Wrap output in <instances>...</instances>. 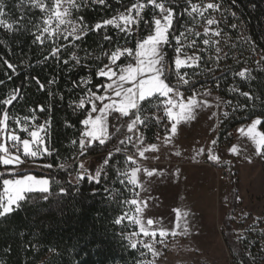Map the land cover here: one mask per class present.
I'll return each instance as SVG.
<instances>
[{
	"label": "snow or ice",
	"instance_id": "snow-or-ice-1",
	"mask_svg": "<svg viewBox=\"0 0 264 264\" xmlns=\"http://www.w3.org/2000/svg\"><path fill=\"white\" fill-rule=\"evenodd\" d=\"M32 7L39 9L44 15L41 17L42 23L33 25L36 32L32 33L35 36L33 43L39 42L43 45L46 42H51L50 55L44 57V61L49 60L51 57H56L57 61L60 60L62 49H80L81 45L76 41H83L90 31L99 33L101 29H105L102 38L104 41H112V37L107 34L108 26H112L120 33H123L124 45L117 44L115 49L102 50L99 55L93 57L92 53L85 51V55L80 57L75 51L70 53V60L74 61V67L79 66L82 60L94 58L101 60L107 57L108 62L104 63L102 67H98L93 75L101 79L100 83L88 88L86 95L79 99L75 104L76 109H85L86 105H90V109L86 111L85 118L81 123L84 125V130L78 141L73 139L72 145L75 146V154L71 155L59 165V168L66 172L68 175L65 178V184L60 186V192L68 195L72 189L79 194L80 185L85 181L89 183H101V176L105 182L108 181L109 162L112 159V151L107 150L104 155H100L97 149L100 145H105L106 141L111 139L108 130L109 120L112 118V128L115 133H119L122 128L127 129V133L136 135L135 147L136 153L128 154L125 158V164L131 162L136 165L138 154L139 157H144L148 151L156 152L159 150L158 145L151 144L143 148L140 146L144 144V134L139 126L148 127L152 122L157 124L161 123L163 117H167L170 122V127L166 124V135L164 143L172 142V138L177 135L178 126L181 123H189L197 119V116L206 112L208 109H215L212 111L208 119H215L223 123V119H228L230 113L221 111L222 107H233L231 101H222L219 97L212 94L211 89L207 91L193 90L188 88L190 94L185 95L181 91L184 86H190L195 81L192 77L202 74L200 55H189L185 49H196L197 40L192 39L189 41V35L199 38L201 36L207 37L203 39L204 45H209L215 48L216 55L209 56L208 61L213 62V67L221 59V54L227 57L223 49L218 45L223 41L227 44L231 37L227 34L222 35L223 29L219 27L222 21L231 16L235 22L230 25L233 30L239 31L240 39L249 44L253 52L256 51L255 44L246 35L244 28L240 24V18L235 11H232V6L235 5L236 0H231V4L225 6L226 0H209L204 3H192V0H186L188 7L180 8V0H135L130 6L125 7V11L119 12L110 19H105L102 22H97L94 25H89L82 15H76L84 7L89 4L106 5V0H28ZM121 0H117L120 3ZM175 5V7H173ZM203 5V6H201ZM4 2L0 0V26H4L9 32L14 30V23L19 27L16 31L26 28V25L16 21L9 23L2 17L5 16ZM151 9L150 19H146L143 13L146 9ZM211 10L212 12L220 13V18L208 15L205 13ZM187 15L188 19L193 22L192 27L187 26V21L184 23V31L174 29V21L177 25L180 24V17ZM195 14V15H194ZM199 17V19H197ZM23 16L20 17L22 21ZM201 20L205 22L203 33L195 30L196 26L200 24ZM143 23L148 34L146 36H139L140 26ZM216 25L213 29L211 26ZM179 31V35H176ZM136 37L135 46H127L131 40ZM213 37H220L221 39H213ZM63 40L66 43H61ZM3 43V41H0ZM102 47V46H101ZM171 49L173 55L168 57V50ZM200 51H207V49H200ZM121 57L126 58L125 64L118 63ZM261 60H264V53H260V60H257V65ZM63 63L68 64L69 60H64ZM174 63V67L172 66ZM4 64L10 69L13 74L17 73V66L8 60H4ZM84 67L89 65L84 64ZM182 68L200 69V72H181ZM204 68H207L205 63ZM213 69L209 68L208 71ZM243 79H253L247 68L236 73ZM12 77L9 76L10 80ZM173 78L175 83L173 82ZM91 78L80 81L85 85L91 84ZM40 89L43 90L45 85L36 80ZM55 83V80L49 81ZM3 84V81H0ZM219 85L217 84V87ZM234 91H239L234 89ZM240 96L246 98L249 102L247 105H236L233 107V112L237 108H244L247 110L249 107L255 110L258 106H264V98L255 95L251 92H240ZM20 96V89H13L5 99L0 100V184H2V192H0V218L6 217L14 211L21 208V202L30 199V193H41L42 199H47L48 194L53 191V181L50 178H37L32 174H25L24 169L20 165L29 162H35L36 159L44 160L39 167L44 169H51L53 163L45 160L46 156H53L56 149L48 142L50 135L49 128L50 122L45 121L42 125H37L35 120V109H30L33 112L31 117H20L18 115H11L9 108L13 102ZM63 99V97H61ZM39 111L44 112L45 107L40 106ZM163 112V117L160 113ZM93 113H97L93 117ZM9 121L12 123L10 124ZM264 121L257 117L252 119L251 123L239 127L238 131L242 137H247L248 140L254 145V155L264 159V131L258 130L259 126ZM71 127V125H68ZM218 126V125H217ZM19 132L27 134L22 138ZM159 139V136H157ZM118 144L115 140L109 145L115 152H123L124 149L119 145H127L133 141V136L124 135L123 138L116 137ZM98 141V144L94 143ZM211 144H217V140L213 139ZM229 152L234 156H243L249 163L252 162V156L248 154L247 148H241L238 145L230 147ZM180 155L179 152L175 153ZM205 155L203 147L196 150L192 159ZM83 157V159H80ZM206 160L214 163H220L221 159L213 148H209L206 155ZM118 163V161H117ZM230 163V162H229ZM11 166V167H9ZM107 169V170H106ZM143 171L147 177H152L155 169H148L143 166H136L132 168L121 169L115 168V178L121 185H125L128 191H134L139 187L144 192H150V188L142 183L138 173ZM123 177V179H121ZM132 185L133 188H127V185ZM105 193L109 192L108 187H104ZM122 193H114L108 197L110 201L116 203H124L128 205H136L134 215L129 217L126 212L124 215L114 218L115 225H121L122 221L129 219L130 223L139 227L138 232H132L124 235L128 240V247L133 250L146 249L147 252L139 251L140 257H145L148 253L153 257L152 260L139 259L135 264H156V258L160 257L162 253L157 250L156 244H165V239L169 234L176 236V231L169 233L168 229L161 226L159 220L143 219L144 209L148 208V198H140L138 192L134 193L131 200H117V196ZM190 211L176 210V228L181 230V234H188L189 216ZM260 218H258L259 220ZM182 221V223H181ZM156 227H152L153 225ZM151 240L145 241L138 239L140 235ZM123 235V234H122ZM159 235L160 240L157 241L156 237ZM165 246H167L165 244ZM255 257L250 251H245L244 258L237 261V264H252Z\"/></svg>",
	"mask_w": 264,
	"mask_h": 264
},
{
	"label": "trees",
	"instance_id": "trees-1",
	"mask_svg": "<svg viewBox=\"0 0 264 264\" xmlns=\"http://www.w3.org/2000/svg\"><path fill=\"white\" fill-rule=\"evenodd\" d=\"M208 1L204 0V2ZM3 2L11 18L10 23L20 21L26 25V28L16 31L19 25L14 23V30L9 32L0 26V41H3L0 43V81H3V84H0V100L5 99L13 89H20V96L8 109L10 114L31 117L33 112L30 109H35L37 125H42L45 121L50 122L48 142L57 151L53 156L45 157V160L53 163L51 169L39 167L33 172H25L37 177H47L53 181V191L48 194V198L46 200L40 198L42 194L38 192L30 193L28 194L30 199L22 201L20 209L0 218V264H135V261L139 259L149 260L148 254L145 257L139 255V251L146 252L145 249H140L139 246L138 250L131 249L128 247V240L124 238V235L137 231L136 225L126 219L121 225L113 223L114 218L126 212L129 213L132 210L131 205L108 199L114 193H122L117 196V200H131L137 192L136 188L134 191H128L125 185H121L115 178L116 167L121 169L130 167V162L125 164V158L126 155L134 152L133 145H121L124 151L112 154L109 162L111 171L107 182L103 175L100 184L89 183L85 178L80 185L79 194L74 188L68 195L60 192V186L65 184L68 174L61 170L59 165L66 159L71 163L69 157L75 154L76 150L71 141L73 139L78 141L81 136L84 130L81 121L85 118L86 111L90 109V105H86L85 109H76L75 104L86 95L88 88L100 83L103 78H98L93 73L98 67L108 62L107 57L101 60L90 58L82 60L81 65L74 67L75 62L70 60V53L75 51L78 56L83 57L87 51L94 57L102 50H108L110 45L114 50L117 44H125L122 38L123 33L108 26L106 32L112 37V41L109 42L102 38L105 29H101L99 33L90 31L84 36L82 42L76 41L81 45L80 49H62L59 53L61 57L59 61L56 57L44 61V57L50 55L51 42L48 41L43 45L39 42L33 43L35 36L32 34L36 32L33 25L42 23L41 17L44 14L32 7L27 0H3ZM134 2L135 0H121L120 3H117V0H106V5L89 4L79 13L74 12V16L82 15L89 25H94L125 11V7ZM192 3H201V0H192ZM229 4L231 0H226L225 6ZM185 7H188L186 0H180L178 11ZM232 11L237 13L240 24L255 44L256 51L253 52L249 44L240 39L239 31L230 27L235 19L226 13L227 19L221 22L220 27L224 34L231 37L232 45L229 47L227 57L220 59L213 67V62L207 59L209 56H215L212 50L201 51L200 64L203 72L192 77L195 83L182 87L181 91L190 94L189 87L193 90L212 87L224 101H231L234 107L249 103L246 98L240 96V92H251L264 98V68L255 65L256 55L264 53V0H236ZM150 13L149 8L143 15L146 19H150ZM21 16L24 17L22 21ZM185 21L188 27H192L193 22L185 14L180 17L179 25L174 21L173 28L184 31ZM179 31L175 34L179 35ZM147 34V29L141 23L138 35L146 36ZM135 40L136 37L127 46L134 47ZM60 42L66 43L63 40ZM172 55L169 49L168 57L171 58ZM66 59L69 60L68 64L63 63ZM4 60L15 64L18 74H13L4 64ZM118 63L125 64L126 58H121ZM205 63L207 68H204ZM84 64L89 67H84ZM172 66L174 67V63ZM246 67L250 68L253 79H243L236 75ZM209 68L213 70L208 71ZM185 71L191 74L201 70L189 68L181 72ZM9 76L12 77L10 80ZM89 77L91 84L80 83ZM36 80L45 85L43 90L40 89ZM52 80H55V83H49ZM173 82L175 83L174 78ZM40 106L45 107L44 112L39 111ZM2 107L3 105H0V108ZM233 107L226 106L225 111L230 115L228 119L221 117L223 123H219L218 141L221 145L226 144L230 133L237 127L250 124L252 119L257 117L264 121V106H258L255 110L250 107L247 110L237 108L235 112ZM259 129L264 131V123L259 126ZM141 131L144 134V144L149 145L157 144V136L163 135L162 127L155 122L150 123L148 127L142 126ZM124 132L126 128L115 133L105 145H100L97 152L100 155L105 154L107 150H110L109 145L112 141L117 142L116 137L121 138ZM44 162L39 159L37 164ZM232 181L230 208L223 221L227 233L223 234V240L231 256L232 264H237L239 259L244 258L246 250L253 254L255 260L252 264H256L263 257L262 237L259 234L250 233L249 237L237 238L231 233L238 198V183L234 177ZM104 187H108L109 192L105 193ZM127 188H133V186L129 184ZM0 192H2V184H0Z\"/></svg>",
	"mask_w": 264,
	"mask_h": 264
},
{
	"label": "rangeland",
	"instance_id": "rangeland-1",
	"mask_svg": "<svg viewBox=\"0 0 264 264\" xmlns=\"http://www.w3.org/2000/svg\"><path fill=\"white\" fill-rule=\"evenodd\" d=\"M4 12L5 16L2 18L10 23L11 18L8 12L5 10V7ZM208 15L215 16L217 19L220 18V13L212 12L211 10L205 13V16ZM197 19H199V17H197ZM205 26V22L201 20L200 24L196 26L195 30L203 33ZM211 27L215 29L217 26L213 25ZM222 35H224V33H222ZM205 38L207 37L201 36L199 38H196L192 35H189V41L192 39L197 40V48H186L185 51H187L189 55H200V49H207V51L205 52L212 50L213 54L216 55L214 47H210L209 45H204L202 43L203 39ZM213 39L219 40L221 38L213 37ZM231 45L232 42L229 39L227 44L222 41L218 46L223 49L224 53H228L229 47ZM223 58L224 55L221 54V59ZM255 58V61L260 60V54H257ZM255 65L259 68H264V60H261L259 65H257V63L255 62ZM246 68L250 72V68ZM186 69L182 68L181 71ZM208 89H211L213 96L219 97L222 101H224L221 98L220 94L212 87H205L199 89L198 91H207ZM225 109L226 106L222 107L221 111H225ZM212 111H215V109H208L206 112L198 115L197 119L194 121H191L189 123H181L178 126L177 135L172 138L171 143H164L166 134H161L157 141L158 148H163L166 146L165 148H172L175 149V151L178 150L181 156H183V154L185 155V161L189 163V165L186 167H189L190 170H192L191 182L193 183V186H191V196H189L187 194V191L184 190V194H179V192L182 190L181 187L180 189L179 187H177L176 189L175 187H171V174L167 175V173H165L166 177L163 176L162 181L158 182V176L147 177L146 173L142 171L138 173L141 182L145 183V186L150 188V192H144L139 187H136L137 192L140 194V198H148L149 196L151 197L150 199H148V208L144 209L143 219L145 221L147 219H153L154 221L159 220L161 222V226L167 228L169 233H171L172 231H176L177 233L176 236H172L171 234L168 235V237L165 239V244L167 246L160 243L156 244L157 250L162 253L160 257L156 258V264H232L231 256L223 240V234L227 233L225 227L223 226V221L230 208L233 177L238 183V198L234 211V225L231 233H233L237 238H241L242 236L234 233V231L237 232L239 230H245V232L259 234L264 240V159L254 155V145L250 140H248L247 137H242L241 134H238L234 137L233 142L230 144V146H227L226 144L221 145L218 141L220 121L215 119H208V116ZM92 115L93 117H95L97 113H93ZM160 115L163 117V114ZM108 120V130L110 133V137H112L115 132L112 128L111 116L108 117ZM9 123L11 124L12 122ZM169 123L170 122L168 118L163 117V120L161 121V123H159V125L163 130L166 124L170 127ZM244 126L246 125H243V127ZM139 127L141 130L142 126ZM258 130L260 129L258 128ZM17 131L22 138H25L27 136L26 133L19 132L18 129ZM124 135L133 136V141L127 144V146H134L136 143V135H133V133H127V129L121 138H123ZM213 139L217 140V144L214 146L211 144V141ZM96 143L99 142L96 141L94 145ZM116 143L118 144V141ZM147 145L149 144H142L140 147L143 148ZM234 145H238L241 148H247L248 154L252 156V162L249 163L246 159L243 158V156L232 155L229 152V149ZM120 146L121 145H119V147ZM201 147L205 149V155L196 157V159H192V156H194L196 150ZM210 147L213 148L215 153L220 156L221 159L220 163H206L209 164V166H211V168L213 169L216 175L215 180H217V182L221 183L223 186L222 190L225 194V201L220 205L222 210H224L225 215L221 220L219 219L218 215H216L215 211H212L210 213L209 211H204L205 203L203 201L204 196H202V194L205 191L203 190L204 188H201L196 184L197 180L201 181V179H205L209 181L211 179L207 178L208 174L206 176V173H208V167L203 165V158L206 157V152ZM134 148L135 149L133 153H136L137 149L135 146ZM110 150L112 151V154L117 153L111 148ZM151 154L152 153L148 151L145 153V156L143 158H152L153 156ZM135 158L137 159V164L133 165L130 162V167L128 168L136 166L147 167V164L142 157H139L137 154ZM38 160L39 159H36L34 163L29 162L20 165V168L24 169L25 172H33L39 168V165L37 164ZM170 166L171 165L165 166L166 172V168L169 169ZM202 175L205 177H202ZM200 181L197 183H200ZM208 205L211 208V204ZM131 207L132 210L128 213V216L131 217L134 215H138L135 213L136 205H131ZM176 210L190 211V232L188 234L182 235L181 230L176 228ZM258 218L260 219L258 220ZM126 220L130 222L129 219ZM255 220L258 221L257 225L253 223ZM253 225L254 227H252ZM136 227V232H138L139 227L137 225ZM152 227L155 228L156 225L154 224ZM137 238L144 239L146 242L151 240V237L145 238L142 234ZM156 239L157 241L160 240L159 235H157ZM261 245V252L263 253V257L262 260L256 264H264V243ZM148 256L149 260L153 259L150 253H148Z\"/></svg>",
	"mask_w": 264,
	"mask_h": 264
},
{
	"label": "crops",
	"instance_id": "crops-1",
	"mask_svg": "<svg viewBox=\"0 0 264 264\" xmlns=\"http://www.w3.org/2000/svg\"><path fill=\"white\" fill-rule=\"evenodd\" d=\"M170 125V123H169ZM157 145V144H156ZM166 147V146H165ZM159 148L158 151L153 152V151H149L150 153H152L151 155L153 156L152 158H143V160L145 161V163L147 164L148 169H155V173L153 176H158V182H161L163 179V176L166 177L165 173H167V175H172L171 179V187H175V189L177 187L182 188V190L179 192V194H184V191H187V194L189 196H191L192 194V187L193 183L191 182V177H192V170H190L189 167H186L189 165V163L187 161H185V155L183 154V156L180 155H176L175 153L178 152L175 151V149L172 148ZM207 155V152H206ZM203 165H205L206 167H208V173H206L207 178H211L209 181L205 180V179H201L196 181V184L201 187L204 188L203 190L205 191L202 196L203 197V201H204V211H209L210 212H216V215H218L219 219L221 220L224 215L225 212L224 210H222L221 208V203H223L225 201V194L223 192V186L221 183H218L217 180H215L216 175L213 171V169L211 168V166H209V164H206L207 162H212V161H208L206 160V157L203 158ZM166 165H171L167 169V172L165 171V166ZM143 172V171H142ZM200 174V173H198ZM202 177H205L202 175ZM200 183H197L199 182ZM183 183V185H182ZM169 184V185H170ZM184 190V191H183ZM208 204H211V208ZM223 206V205H222ZM209 209V210H208ZM203 211V210H202Z\"/></svg>",
	"mask_w": 264,
	"mask_h": 264
},
{
	"label": "built area",
	"instance_id": "built-area-1",
	"mask_svg": "<svg viewBox=\"0 0 264 264\" xmlns=\"http://www.w3.org/2000/svg\"><path fill=\"white\" fill-rule=\"evenodd\" d=\"M239 128V127H238ZM238 128H236V129H234L231 133H230V135H229V139L227 140V142H226V145L227 146H230V144L233 142V139H234V137L236 136V135H238V134H240L239 133V131H238ZM164 134H166V129L165 128H163V135ZM226 173V172H225ZM255 225H257L258 224V221H254L253 222ZM252 227H254V225L252 226ZM234 233H236V234H238V235H241L242 237H249L250 236V233L249 232H245V230H239V231H234Z\"/></svg>",
	"mask_w": 264,
	"mask_h": 264
},
{
	"label": "bare ground",
	"instance_id": "bare-ground-1",
	"mask_svg": "<svg viewBox=\"0 0 264 264\" xmlns=\"http://www.w3.org/2000/svg\"><path fill=\"white\" fill-rule=\"evenodd\" d=\"M239 127H241V126H239ZM243 127V126H242ZM238 128V127H237Z\"/></svg>",
	"mask_w": 264,
	"mask_h": 264
}]
</instances>
